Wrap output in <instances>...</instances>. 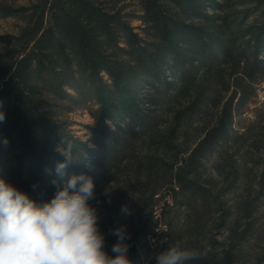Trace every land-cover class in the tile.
<instances>
[{"label": "trees", "instance_id": "1", "mask_svg": "<svg viewBox=\"0 0 264 264\" xmlns=\"http://www.w3.org/2000/svg\"><path fill=\"white\" fill-rule=\"evenodd\" d=\"M9 17L0 177L50 200L70 141L64 179L94 180L110 255L126 225L132 264H155L164 238L200 250L191 264H264V107L247 116L264 0H0ZM80 107L94 119L86 139L68 115Z\"/></svg>", "mask_w": 264, "mask_h": 264}, {"label": "clouds", "instance_id": "2", "mask_svg": "<svg viewBox=\"0 0 264 264\" xmlns=\"http://www.w3.org/2000/svg\"><path fill=\"white\" fill-rule=\"evenodd\" d=\"M5 119L0 110V123ZM3 144L7 146V138ZM63 144L56 149L65 157L56 166L62 183L52 182L56 192L50 200H37L0 177V264H132L126 225L114 229L117 240L111 255L105 248L98 209L89 203L96 199L92 177L81 173L64 179L65 169L74 159V146L65 140ZM121 213L132 214L127 205L121 207ZM161 243L167 247L150 257L155 264H191L203 255L187 247L186 238L172 243L164 238Z\"/></svg>", "mask_w": 264, "mask_h": 264}, {"label": "rangeland", "instance_id": "3", "mask_svg": "<svg viewBox=\"0 0 264 264\" xmlns=\"http://www.w3.org/2000/svg\"><path fill=\"white\" fill-rule=\"evenodd\" d=\"M9 3L13 4H22L26 3L29 0H6ZM136 25L139 24V21L134 22ZM19 24V20L14 17L9 18H0V34L5 33H12L17 31V26ZM264 107V101L263 102H254L249 109V113L247 116L255 117L256 113L263 109ZM69 120L72 123V129L74 132L82 137L83 139H86L89 135L86 129V125L89 123H93L94 119L92 115L89 113L87 107H80L76 110L70 112L69 114Z\"/></svg>", "mask_w": 264, "mask_h": 264}, {"label": "built area", "instance_id": "4", "mask_svg": "<svg viewBox=\"0 0 264 264\" xmlns=\"http://www.w3.org/2000/svg\"><path fill=\"white\" fill-rule=\"evenodd\" d=\"M256 100L258 102L264 101V79L258 84V88L256 92Z\"/></svg>", "mask_w": 264, "mask_h": 264}]
</instances>
